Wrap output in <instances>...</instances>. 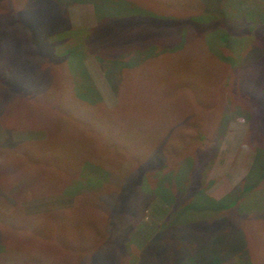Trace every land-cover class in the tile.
I'll return each instance as SVG.
<instances>
[{
    "label": "rangeland",
    "instance_id": "obj_1",
    "mask_svg": "<svg viewBox=\"0 0 264 264\" xmlns=\"http://www.w3.org/2000/svg\"><path fill=\"white\" fill-rule=\"evenodd\" d=\"M0 264H264V0H0Z\"/></svg>",
    "mask_w": 264,
    "mask_h": 264
},
{
    "label": "trees",
    "instance_id": "obj_2",
    "mask_svg": "<svg viewBox=\"0 0 264 264\" xmlns=\"http://www.w3.org/2000/svg\"><path fill=\"white\" fill-rule=\"evenodd\" d=\"M61 2H63V0H60ZM130 61H125V64L127 65V63H129ZM137 63V62H136ZM135 63V64H136ZM125 64H122V65H125ZM196 86V85H195ZM219 93L217 94V102L219 103V99H220V94H221V89H218L217 90ZM194 98H197V96H193ZM212 102V100H211ZM214 103V105L211 104L212 106V109L213 107L215 106V102H212ZM216 107V106H215ZM218 107H216V110H217ZM211 109V110H212ZM207 110V109H206ZM208 112L210 111V109L207 110ZM194 129V128H193ZM187 133V132H186ZM188 135L185 134V137H187ZM155 160H158L157 158H155ZM190 166L192 167L193 166V163H192V160H189L188 161ZM84 165L80 168L81 171H82V175L81 176H85V175H88V178H90L91 180H94L95 181V184H93V186H96L97 184H100L101 183V179L104 180V183L103 185H105L106 181H109L110 179H112V176L110 175V171L109 169L104 165V164H101L95 160H87L83 163ZM156 164H158L157 166H161L162 162H159V161H156ZM193 168V167H192ZM77 178V177H74V179ZM161 179V178H160ZM80 185V184H79ZM77 185V186H79ZM85 185H89V183H86V184H83L82 186H85ZM87 187V186H86ZM88 190H92V188H84V189H78V191L80 192V194H83V195H86L88 196ZM86 196H83V197H86ZM68 199V198H67ZM30 224V223H29ZM34 228L36 227L35 225H29L28 229L29 228Z\"/></svg>",
    "mask_w": 264,
    "mask_h": 264
}]
</instances>
